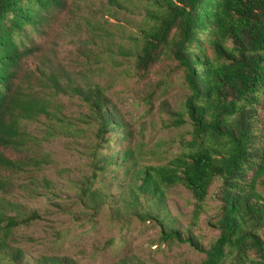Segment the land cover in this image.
<instances>
[{
  "label": "trees",
  "instance_id": "16d2710c",
  "mask_svg": "<svg viewBox=\"0 0 264 264\" xmlns=\"http://www.w3.org/2000/svg\"><path fill=\"white\" fill-rule=\"evenodd\" d=\"M80 1L0 0V192L16 190L7 172L47 160L27 127L57 119L67 97L94 125L93 174L82 197L95 212L107 206L112 220L159 223L164 240L203 251L201 264H264V0H109L143 15L129 25L140 34L130 29L128 47L82 17ZM99 44L132 56L141 70L164 51L178 63L192 139L168 163H148L131 146L132 131L95 73ZM13 150L22 157H11ZM218 182L219 236L203 249L189 226L185 237L166 202L182 185L203 203ZM36 215L0 197V264H77L58 255L29 259L15 245V229Z\"/></svg>",
  "mask_w": 264,
  "mask_h": 264
},
{
  "label": "rangeland",
  "instance_id": "374dc122",
  "mask_svg": "<svg viewBox=\"0 0 264 264\" xmlns=\"http://www.w3.org/2000/svg\"><path fill=\"white\" fill-rule=\"evenodd\" d=\"M80 5L82 17L99 22L115 44L126 47L131 21L143 18L133 7L111 6L109 0H81ZM115 13L119 22L112 18ZM99 45V58L93 62L95 73L132 131L131 146L138 148L148 163H168L192 139L182 108L188 89L178 63L164 51L148 70H141L132 56L117 47L108 52V46ZM66 49L74 50V46ZM60 108L63 114L58 113L57 119L41 118L27 127L34 143L40 144V152L46 154L42 167L7 172L16 190L12 195L0 192V197L37 213L30 223L15 229V245L24 249L29 259L58 255L77 264H201L206 257L203 251L189 243L164 240L159 223H141L135 217L130 221L129 216L112 220L107 206L101 212L92 209V203L82 197V188L93 174L94 125L86 123V111L74 100L61 99ZM78 128L84 132L79 133ZM8 154L15 160L22 157L14 150ZM261 189L264 191V180ZM220 191L218 182L203 203L182 185L168 194L169 212L185 229V237L189 236L186 228H191L190 234L198 237L203 249L219 236Z\"/></svg>",
  "mask_w": 264,
  "mask_h": 264
}]
</instances>
